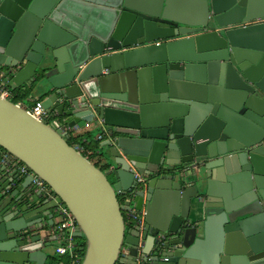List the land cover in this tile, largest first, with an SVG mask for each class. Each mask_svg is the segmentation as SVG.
Here are the masks:
<instances>
[{"label":"water","instance_id":"obj_1","mask_svg":"<svg viewBox=\"0 0 264 264\" xmlns=\"http://www.w3.org/2000/svg\"><path fill=\"white\" fill-rule=\"evenodd\" d=\"M69 1L0 0V74L63 118L0 96V149L34 174L0 154V264H47L60 204L82 264H264V0H95L112 21L87 38ZM82 123L102 126L108 170L68 144ZM136 172L146 215L129 230L118 197Z\"/></svg>","mask_w":264,"mask_h":264},{"label":"crops","instance_id":"obj_2","mask_svg":"<svg viewBox=\"0 0 264 264\" xmlns=\"http://www.w3.org/2000/svg\"><path fill=\"white\" fill-rule=\"evenodd\" d=\"M92 2L89 0L82 1V0H70L65 6H64V14L65 17L68 18V21L71 23L70 28L73 29L75 32L80 33L83 35L84 38L90 37V36H98L101 29L105 28V26H109L111 24L112 13L109 11V7L98 4L96 2ZM6 83L7 81L4 80ZM12 89H10V95L9 99L13 98L18 101V105L22 108H25L27 110H31L34 106L41 104L44 99L47 98L48 95L42 96V89L39 88H28L25 86L24 88L17 89L11 92ZM50 117V116H49ZM63 118L60 117H52L50 121L54 123H61ZM62 127V126H60ZM101 127L102 126H96L91 128H86V124L82 123L81 127L79 129H66L69 135H79L84 133H91L94 135L95 141H97V137L101 133ZM104 135V134H102ZM105 140V136H104ZM103 140V141H104ZM101 141V143L103 142ZM106 161L104 158H102L101 165H105ZM22 180L27 178L26 175H21ZM60 222V217L58 215V211L54 212V218L53 220L49 217H44V224L45 227L43 230L50 233V235L47 237L45 242H50V239H54L52 241V248H50L48 251L49 258L47 260V264H71L73 257L70 255H65L63 257H59L55 255L54 257L52 254H54L55 248L58 245L55 246V242H58V240L55 238L56 236V229ZM49 224H53L50 226ZM81 239V238H78ZM74 244L76 245L77 249H81V242L75 239ZM79 254V253H78ZM79 257H82L79 254ZM83 258V257H82Z\"/></svg>","mask_w":264,"mask_h":264},{"label":"built area","instance_id":"obj_3","mask_svg":"<svg viewBox=\"0 0 264 264\" xmlns=\"http://www.w3.org/2000/svg\"><path fill=\"white\" fill-rule=\"evenodd\" d=\"M10 95V87L8 84L4 81V77L2 74H0V96L9 99ZM28 112L37 120L41 122H48L50 124V117L46 110L41 106V104H38L34 106L31 110H28ZM63 131H66L64 128ZM102 133V132H101ZM104 134V133H102ZM99 134L97 137L98 141L104 140V135ZM77 148V147H76ZM78 149V148H77ZM79 151V149H78ZM1 154V160L3 162L7 161L12 168L18 169L21 175L26 176H33L34 174L20 161L9 155L6 151L0 149ZM135 186L131 193H125L120 196V207L122 210V215L124 218L125 225L127 229H134L138 227H143L145 223V210H138L136 207L133 206V200L135 198V195L137 191L140 189L141 185L144 182V177L139 174L138 172L135 173ZM33 184L36 186L37 190L42 193V195L45 198H50L55 200L56 195L51 190V188L43 182L40 178L35 177L33 180ZM58 215L60 217V222L56 229V239L60 241L61 245L57 246L54 251V255H57L59 257H63L65 255H70L73 257V260L71 264H82L83 258L79 257V254L77 252V247L74 244L75 236L74 233L77 231V223L72 215V213L68 210V208L60 204L58 206ZM64 243V245H62ZM142 264H148V263H142Z\"/></svg>","mask_w":264,"mask_h":264},{"label":"trees","instance_id":"obj_4","mask_svg":"<svg viewBox=\"0 0 264 264\" xmlns=\"http://www.w3.org/2000/svg\"><path fill=\"white\" fill-rule=\"evenodd\" d=\"M11 92L13 93V90ZM10 101L18 105V101L16 99L11 98ZM67 142L70 146L75 148L77 147L81 155L87 158L97 168L101 169V171L108 170V166L106 164L101 165L102 158H104V150L101 148V141H95L93 134L84 133L75 136L69 135ZM92 159H95L97 163L93 162ZM77 240L81 242V247H86L87 243L84 237ZM77 252L84 258V252H81L79 249H77Z\"/></svg>","mask_w":264,"mask_h":264},{"label":"rangeland","instance_id":"obj_5","mask_svg":"<svg viewBox=\"0 0 264 264\" xmlns=\"http://www.w3.org/2000/svg\"><path fill=\"white\" fill-rule=\"evenodd\" d=\"M50 125H52L53 127L55 128H58V126L54 125V123L51 121L50 122ZM93 162L97 163V161L95 159H92ZM110 179V181L113 183L114 182V179L112 176L108 177ZM118 199H121L120 197H118ZM78 239V238H77ZM60 243V241L58 242H55V246L58 245ZM62 245H64V243H62ZM84 259V258H83Z\"/></svg>","mask_w":264,"mask_h":264},{"label":"flooded vegetation","instance_id":"obj_6","mask_svg":"<svg viewBox=\"0 0 264 264\" xmlns=\"http://www.w3.org/2000/svg\"><path fill=\"white\" fill-rule=\"evenodd\" d=\"M120 201V199H118Z\"/></svg>","mask_w":264,"mask_h":264}]
</instances>
